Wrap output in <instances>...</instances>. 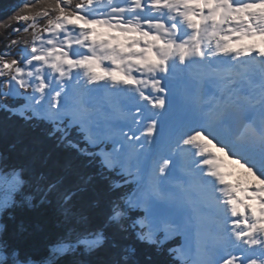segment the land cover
I'll return each instance as SVG.
<instances>
[{
    "label": "snow or ice",
    "instance_id": "obj_1",
    "mask_svg": "<svg viewBox=\"0 0 264 264\" xmlns=\"http://www.w3.org/2000/svg\"><path fill=\"white\" fill-rule=\"evenodd\" d=\"M13 11L0 264H264V0Z\"/></svg>",
    "mask_w": 264,
    "mask_h": 264
},
{
    "label": "trees",
    "instance_id": "obj_2",
    "mask_svg": "<svg viewBox=\"0 0 264 264\" xmlns=\"http://www.w3.org/2000/svg\"><path fill=\"white\" fill-rule=\"evenodd\" d=\"M20 3L21 0H0V21H4L14 15V11H11L9 8ZM2 32L3 29H0V33Z\"/></svg>",
    "mask_w": 264,
    "mask_h": 264
},
{
    "label": "rangeland",
    "instance_id": "obj_3",
    "mask_svg": "<svg viewBox=\"0 0 264 264\" xmlns=\"http://www.w3.org/2000/svg\"><path fill=\"white\" fill-rule=\"evenodd\" d=\"M16 7V5H14V6H12L11 8H9V9H11V11H13V9ZM236 167V169L238 170V173H237V180H240V181H246V180H248V179H251V180H253L252 178H249L248 176H247V174H245L244 172H243V170L242 169H239V167L238 166H235Z\"/></svg>",
    "mask_w": 264,
    "mask_h": 264
},
{
    "label": "bare ground",
    "instance_id": "obj_4",
    "mask_svg": "<svg viewBox=\"0 0 264 264\" xmlns=\"http://www.w3.org/2000/svg\"><path fill=\"white\" fill-rule=\"evenodd\" d=\"M0 7H1V6H0ZM233 171H234L235 174L231 177V179L235 182V181H237L236 178H237L238 170L236 169V167H234V168H233ZM252 179H253L252 182L255 183L254 178H252Z\"/></svg>",
    "mask_w": 264,
    "mask_h": 264
}]
</instances>
